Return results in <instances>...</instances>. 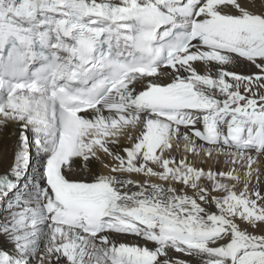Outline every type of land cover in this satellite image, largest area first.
Wrapping results in <instances>:
<instances>
[{
    "label": "snow or ice",
    "instance_id": "1",
    "mask_svg": "<svg viewBox=\"0 0 264 264\" xmlns=\"http://www.w3.org/2000/svg\"><path fill=\"white\" fill-rule=\"evenodd\" d=\"M0 264H264V0H0Z\"/></svg>",
    "mask_w": 264,
    "mask_h": 264
}]
</instances>
